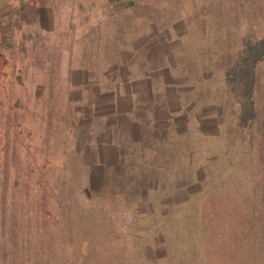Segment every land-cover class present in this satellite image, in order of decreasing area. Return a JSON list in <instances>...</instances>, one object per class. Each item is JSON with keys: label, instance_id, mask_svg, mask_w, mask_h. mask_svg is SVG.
Masks as SVG:
<instances>
[{"label": "rangeland", "instance_id": "obj_1", "mask_svg": "<svg viewBox=\"0 0 264 264\" xmlns=\"http://www.w3.org/2000/svg\"><path fill=\"white\" fill-rule=\"evenodd\" d=\"M262 34L264 0H0V264L16 233L88 264L246 252L251 145L224 66ZM115 77L135 104L99 91ZM165 80L186 120L161 110Z\"/></svg>", "mask_w": 264, "mask_h": 264}, {"label": "trees", "instance_id": "obj_2", "mask_svg": "<svg viewBox=\"0 0 264 264\" xmlns=\"http://www.w3.org/2000/svg\"><path fill=\"white\" fill-rule=\"evenodd\" d=\"M264 34L257 37L246 38L241 50L236 55L228 58L224 72L226 76V85L236 101L240 104V114L237 128L243 131L242 140L248 139L251 145V245L246 247V252L243 251L236 255L232 254L230 259H227L228 264H264ZM167 67H165L166 69ZM170 78L174 71L169 70ZM179 77V76H178ZM203 80H206L204 77ZM182 81V79H181ZM194 83H198L196 79ZM199 81H202V77ZM163 91L170 94L174 91L175 99L171 102L170 98L166 99L165 105L161 110L168 113H181L183 110L182 98L180 99L181 91L177 90L175 84L169 81H164ZM188 83V82H186ZM194 84V87L195 85ZM189 93H194V90H189ZM191 96H188L190 98ZM185 102L187 103V99ZM174 106L180 108H173ZM173 109V110H172ZM188 112V108L184 113ZM179 120H186L185 114L181 113L177 116ZM83 119L87 120L88 115L84 114ZM188 124V122H187ZM101 142H99V145ZM99 153L101 150H98ZM102 157V152L100 155ZM100 157V158H101ZM254 172V173H253ZM201 180V178H199ZM92 175L89 176L88 185H92ZM196 230V229H195ZM194 231V230H193ZM196 232V231H195ZM194 232V233H195ZM15 238H10L11 243L4 244L1 257L6 260L9 254L13 258L11 264H31L29 263V253H34L37 258L32 264H88V251L83 247L82 253H77L74 259L71 251L75 248L73 244L65 243L62 238L57 245L48 241L42 243L40 248L31 244V241L24 234L16 233ZM199 235V233H198ZM195 235L193 241H198L199 236ZM48 236V235H47ZM71 236H73L71 234ZM52 237V236H51ZM50 237V238H51ZM52 239V238H51ZM9 245L13 248L10 249ZM57 245L58 249L53 253V246ZM89 245V244H88ZM250 255H246L247 252ZM219 251L217 250V253ZM217 253L210 255L213 260ZM21 254V256H20ZM41 255V257H38ZM210 259V260H211ZM83 260V261H82Z\"/></svg>", "mask_w": 264, "mask_h": 264}, {"label": "crops", "instance_id": "obj_3", "mask_svg": "<svg viewBox=\"0 0 264 264\" xmlns=\"http://www.w3.org/2000/svg\"><path fill=\"white\" fill-rule=\"evenodd\" d=\"M104 76V78L108 77V80H111L109 78L110 75H102ZM115 83H116V87L115 89H109V88H105L104 85L99 87V91L103 94V96H105L106 94H108L106 97L107 101H112V103H118L121 105V107H124V105L127 104V102L132 105L135 104L134 101V97H136V94L134 92V90H128L127 86L125 85V81L122 82L121 79H119L118 77H115ZM151 81V80H150ZM127 82V81H126ZM96 99V98H95ZM93 100V103H98V98L96 100ZM105 99V98H104ZM105 115L107 114H101L100 117L102 119H105ZM116 112L114 113V116H116ZM106 128V127H105ZM93 131V129L91 130ZM103 135V134H101Z\"/></svg>", "mask_w": 264, "mask_h": 264}]
</instances>
